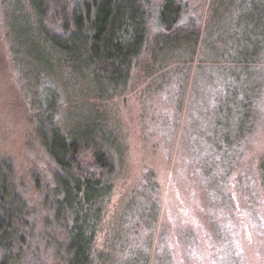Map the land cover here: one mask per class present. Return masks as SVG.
Instances as JSON below:
<instances>
[{"label":"rangeland","instance_id":"rangeland-1","mask_svg":"<svg viewBox=\"0 0 264 264\" xmlns=\"http://www.w3.org/2000/svg\"><path fill=\"white\" fill-rule=\"evenodd\" d=\"M7 1L20 18L31 12L23 0H0L8 55L3 36L17 44L23 25ZM210 11L196 56L165 58L152 77L144 56L129 95L104 107L105 122L123 140L101 233L104 264H264V0H213ZM27 54L34 55L29 46L23 60L37 79L45 73ZM44 78L29 94L24 85L28 105L65 102L71 127L100 134V105L91 108L82 95L56 98L59 88ZM11 98L0 75V156L10 155L19 171L46 168L39 150L30 158L25 151L34 139L25 113L9 109ZM101 239L98 232L99 252Z\"/></svg>","mask_w":264,"mask_h":264},{"label":"trees","instance_id":"trees-1","mask_svg":"<svg viewBox=\"0 0 264 264\" xmlns=\"http://www.w3.org/2000/svg\"><path fill=\"white\" fill-rule=\"evenodd\" d=\"M23 1L30 18H20L14 3H6L23 32L17 44L11 33L3 36L8 55L0 40V75L11 85L9 109L25 113L34 139L25 151L30 158L39 150L47 167L34 163L19 171L10 155L0 156V264H104L101 233L123 167V140L105 122L104 107L129 95L144 56L150 57V77L165 58L196 56L213 0ZM174 37H183L184 45ZM26 46L34 54L28 59L45 73L37 79L23 60ZM46 75L59 88L56 98L82 95L91 108L100 105V134L98 127H71L65 102L45 107L36 98V110L28 105L23 87L29 94Z\"/></svg>","mask_w":264,"mask_h":264}]
</instances>
